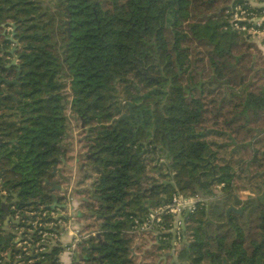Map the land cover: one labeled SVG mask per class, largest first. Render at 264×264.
<instances>
[{
  "label": "trees",
  "instance_id": "16d2710c",
  "mask_svg": "<svg viewBox=\"0 0 264 264\" xmlns=\"http://www.w3.org/2000/svg\"><path fill=\"white\" fill-rule=\"evenodd\" d=\"M250 1L0 0V264H61L63 248L42 243L47 226L33 223L45 212L53 221L64 199L54 186L67 183L57 176L73 123L96 175L80 191L81 219L93 220L77 249L86 262L157 264L136 221L199 194L207 202L186 215L188 245L155 236L157 257L264 264V53L227 14L262 15ZM15 58L19 69L8 67ZM14 194L20 224L6 237L1 204Z\"/></svg>",
  "mask_w": 264,
  "mask_h": 264
},
{
  "label": "built area",
  "instance_id": "2783aa9c",
  "mask_svg": "<svg viewBox=\"0 0 264 264\" xmlns=\"http://www.w3.org/2000/svg\"><path fill=\"white\" fill-rule=\"evenodd\" d=\"M227 14L231 15V23L233 24L234 29L240 32H247L250 34L264 32V9L262 11V15H258L256 12L237 6L232 9L231 12L228 11ZM247 23L250 25H247ZM206 202L207 199L203 198L199 194L195 196L175 194L170 200L166 201L165 204L150 209V213L146 217L145 221L142 224H139L138 221H136L134 229L135 231L145 235L152 234L154 237L172 235L173 246L175 248H179L186 239L184 231L186 225V215L196 212L197 208L205 205ZM47 215V212L43 213L42 217L39 218V223L35 222L33 225L37 228H42L43 225L47 226V230L44 231L42 229L40 231V234L42 235L41 242L47 243L49 246H56L58 245L55 238L57 236L56 230L60 226H63L65 229H69V225L62 222L55 212L50 214L53 221H50L48 224H44L42 219L46 218ZM69 217V221H73V217ZM72 231L73 239L70 244L61 247L67 256L73 258L77 253L79 244L87 237L88 234H84L79 228H75ZM162 238L164 239L165 237ZM27 244V242H23L19 243L18 246L23 247V249L26 250L27 247L25 246H27ZM47 244L44 246H47ZM45 249L46 247H40L39 251L42 252L45 251Z\"/></svg>",
  "mask_w": 264,
  "mask_h": 264
},
{
  "label": "crops",
  "instance_id": "0c3cea01",
  "mask_svg": "<svg viewBox=\"0 0 264 264\" xmlns=\"http://www.w3.org/2000/svg\"><path fill=\"white\" fill-rule=\"evenodd\" d=\"M250 5L253 8H264V0H259V1L251 0ZM261 37H264V32H259L255 36V38H260L263 40V38H261ZM262 40L260 41V43H261L260 47H262L264 49V47L262 45V42H263ZM56 171H57V169H56ZM68 183L69 182H67V184ZM80 184L81 183H79V185ZM65 186H66L65 184H63L61 186H59V185L54 186V188L56 190H58L55 192V194L57 193L58 195H55V196H59V197L64 198L62 203L59 204L57 207H56V204L54 205V207L56 209L54 212L56 213L58 218L62 220V222H65L69 225V229H65L63 226H60L56 230L57 236L55 238H56V242L59 246H67L70 244V242L73 239V231L72 230H74L75 228L82 229V227L84 225L89 224V223H87L81 219V212H83V209L81 207H82L83 201L86 199L85 198L86 196L81 194L80 191H82V190H78L77 194L79 197L75 198L73 192L71 191L73 186L72 187L70 186L68 188V190L65 188ZM83 190H89V189L83 188ZM13 200H14V198L12 197V200H10V201L7 200V203L12 202ZM12 208H13V206L10 208V210H12ZM69 216L73 217V221H71V222L69 221L70 220ZM15 220H18V219H15ZM3 224H4V222H3ZM14 225L15 224L13 222H11L9 225V230L11 233L13 231ZM2 227H3V225H2ZM2 227H1V229H2ZM4 234H5V232H4ZM97 234H98V232H93L94 236H97ZM145 238H146V242H145L144 251H143L144 254L146 255L147 251L148 252L152 251V254L146 259V262L155 261L157 264H159L161 261H163V264H169L172 261H174L175 258L177 257L178 254H176V253H175L176 255H174L173 253L171 254L170 251H163L162 256L158 258L157 256L160 252V251H158V247L160 244L157 242L156 238L152 234L146 235ZM180 248L181 247L177 248V251ZM87 255L89 256V254L77 252L75 254V256L72 258V257L67 256L66 253L63 252L60 254L59 259H60L62 264H82L81 262L86 259ZM142 256H143V253L140 251V253H138V258H137L138 262H140L142 260Z\"/></svg>",
  "mask_w": 264,
  "mask_h": 264
},
{
  "label": "rangeland",
  "instance_id": "374dc122",
  "mask_svg": "<svg viewBox=\"0 0 264 264\" xmlns=\"http://www.w3.org/2000/svg\"><path fill=\"white\" fill-rule=\"evenodd\" d=\"M250 34V33H249ZM258 33L253 34L251 33L252 36H256ZM260 36V35H259ZM263 38H254V41L258 44V47H260V41L262 40L264 43V37ZM264 47V45H263ZM260 49L263 51L264 49L260 47ZM264 53V51H263ZM84 134L81 132L80 127H77L73 123V133L71 135V153L69 155V159L66 162H63L62 166H59V170L61 169V172L58 173L57 178L61 180L62 178H65L68 184L66 183L65 188L68 190V188L71 186L72 189L71 191L73 192L75 198H78V190H83L84 189H92V183L96 177L95 172L92 170V167L90 162L88 161L87 158H90V154L88 153V149L85 148V144L81 141L84 139ZM66 169V171H63L62 169ZM54 172H56V169H54ZM56 182V181H55ZM79 183H81L79 185ZM71 184V185H70ZM215 192H217L219 189L217 186H214ZM66 190V191H67ZM58 191V190H57ZM67 193V192H66ZM249 192L247 191H241L240 192V197L242 199H246L247 195ZM56 195H58L56 193ZM80 199V198H79ZM93 220L87 221V223H92ZM146 237V235H145ZM148 237V236H147ZM165 253V252H164ZM82 264H89L85 260L81 262Z\"/></svg>",
  "mask_w": 264,
  "mask_h": 264
},
{
  "label": "water",
  "instance_id": "95a60500",
  "mask_svg": "<svg viewBox=\"0 0 264 264\" xmlns=\"http://www.w3.org/2000/svg\"><path fill=\"white\" fill-rule=\"evenodd\" d=\"M14 29V28H13ZM15 35V33L13 32L12 34V37H10V40L14 42V44H17V42L14 41L13 39V36ZM16 50V48H13L11 50V52L13 53L14 51ZM16 66L17 69H19V66L17 65V59L12 61V63L10 65H8V67L10 66ZM19 77V73L17 75V78ZM3 81L5 82H9V80L7 79H3ZM16 81V80H15ZM129 109H130V112H131V109H132V104L129 103ZM2 173L3 172H0V177L2 176ZM210 184H213V181L210 182ZM13 198L14 200L10 203H7V199L6 198H3L2 199V204H1V210L3 211L4 215H3V220H4V224H3V227H2V231L5 232V236L6 237H9V235L11 234L10 230H9V225L11 222H13L15 225H19L20 224V220H15L12 215H11V212H10V208L12 206H14L15 204L18 203V194H14L13 195ZM231 212H235V213H241V210L237 209V208H234V207H231L228 211H227V214L229 215ZM97 237L100 238V235L97 234ZM188 245V241L185 239L184 242H183V245ZM89 257L88 255L86 256V258Z\"/></svg>",
  "mask_w": 264,
  "mask_h": 264
},
{
  "label": "flooded vegetation",
  "instance_id": "af4514ba",
  "mask_svg": "<svg viewBox=\"0 0 264 264\" xmlns=\"http://www.w3.org/2000/svg\"><path fill=\"white\" fill-rule=\"evenodd\" d=\"M16 59H17V58H15L14 60H16ZM170 253L172 254V252H170ZM171 254H170V255H171Z\"/></svg>",
  "mask_w": 264,
  "mask_h": 264
}]
</instances>
